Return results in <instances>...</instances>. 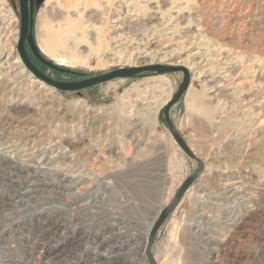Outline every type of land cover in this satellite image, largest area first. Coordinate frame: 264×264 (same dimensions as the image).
<instances>
[{
	"label": "rangeland",
	"instance_id": "1",
	"mask_svg": "<svg viewBox=\"0 0 264 264\" xmlns=\"http://www.w3.org/2000/svg\"><path fill=\"white\" fill-rule=\"evenodd\" d=\"M27 1L33 44L51 65L27 41L26 53L56 81L128 67L138 54L146 63L178 62L189 71V87L172 107L171 118L204 168L158 228L155 260L264 264V0H127L123 10L114 0L119 20L78 39L81 57L72 64L41 49L39 11H47L57 24L56 7L48 0ZM154 6L156 15L148 10ZM20 21V0H0V44L7 51L0 64L7 57L9 65L24 68L25 80L3 85L0 68L5 105L0 116L22 126L27 116L18 119L8 111V99H20L15 100L19 108L29 106L33 136L53 158L42 168L34 162L38 153L23 161L20 141L14 154L0 151V174L11 161L17 169L0 180V264H150L145 253L150 227L196 168L174 141L163 113L183 74L144 72L73 92L45 84L23 90L36 76L18 56ZM116 25L123 30L112 31ZM150 39H158V47ZM134 85L139 91L131 94L135 99L125 98ZM154 107L155 119L145 115ZM202 108L208 115L214 109L213 117ZM129 121H138L133 135ZM30 124L18 131H27ZM21 166H34L36 180L12 190L9 179L21 174ZM73 170L87 175L80 189L57 182L63 176L71 179ZM45 180L53 183L45 185Z\"/></svg>",
	"mask_w": 264,
	"mask_h": 264
},
{
	"label": "bare ground",
	"instance_id": "2",
	"mask_svg": "<svg viewBox=\"0 0 264 264\" xmlns=\"http://www.w3.org/2000/svg\"><path fill=\"white\" fill-rule=\"evenodd\" d=\"M49 1H51L52 4L54 5V7H56L55 9L57 12H56L55 17H53V21L56 20L57 24H52V20L50 18H47L48 12L45 11L44 9H40V11H39L40 14H38L37 22H38L39 30H42V32H40V34L42 35L41 43H40L41 49L44 51V53L46 52L47 54H50L53 56L57 55L56 57H58V58H63V59H66L67 61L69 60V62H71V64L78 62L80 57H81L80 54L78 53L79 50H77L79 45H80L78 39L80 41L84 40L86 38V36L90 33H96V34L101 33V30H104V27H106L105 25L108 22L110 24V22L113 19L117 21V20H119V16H120L119 14H116L114 12L115 10L114 11L112 10V7L114 6L113 5L114 0H48L47 2L46 1L45 2L48 3ZM126 4H127V0H117V7L119 9L123 10L124 7L126 6ZM49 5H50V3H49ZM155 7L156 6L149 7L148 10L152 11V13H154L156 15L159 12L158 11L159 8L158 7L155 8ZM6 11H8V10H6ZM143 12H144V10H143ZM151 19H152V16H149L146 21L150 22ZM113 30L116 33L117 31H122L123 28H122V26L116 25L114 27L112 26V31ZM126 32H127V30H126ZM116 36H117V34H116ZM67 41L69 42V44H65V42H67ZM147 42H149L150 45H154L155 47H158V45H159L158 39H154V40L150 39ZM0 46H1L0 47V57H5L6 56L5 54H7V51L3 50V45L0 44ZM133 53L134 52H132L131 55ZM18 56H19V54H18ZM140 57H142V56H140L138 54V55L134 56L132 59H131V57L129 59H131L130 61L133 65L138 63V62L139 63H145V64L153 63V62L146 63L145 59L144 58L139 59ZM16 59H18V58L16 57ZM16 59L14 61V65L17 63ZM19 59L21 60L20 56H19ZM109 59H111V58H109ZM109 59H107V61ZM21 62H23V61L21 60ZM177 63L178 62H174V64H177ZM9 64H8L7 57L0 64L2 66V67H0L2 70L1 76L3 75L6 77L5 78L6 81H5V83L3 82L4 83L3 85L15 84L16 81L18 83L20 80H21L20 82H24L25 81L23 79L24 78V76H23L24 75L23 74L24 68L19 69L17 64L15 66H11ZM177 65H179V64H177ZM23 66H25L24 63H23ZM1 70H0V72H1ZM10 72H12V77L10 76L11 78L8 75ZM38 84H41V86H43L44 84L48 85L42 79H40L38 76H36L34 78V81L30 79V80H28L27 83H25L23 90H25L26 87L33 88L35 85H38ZM10 87H11L10 90H12V86H10ZM138 92H139L138 88L134 85L129 89V92L125 95L126 96L125 98L135 99V98L131 97V94H133V93L137 94ZM213 92H214L213 97L217 98L216 96L219 94L218 88L215 87L213 89ZM238 92H242V89H239ZM16 98H17V96H16ZM29 99H47V97L46 98L32 97ZM29 99H24V100L28 101ZM15 100L19 101L20 99H8V101H10V102H8V104H10V103L11 104L9 105V107H7V109H8V111H11L13 113V115H16V117L18 116V119L27 116L26 118L22 119V121H23L22 126L26 127L28 124H30V122L32 123V119H30L31 111L30 110L28 111V109H27L29 106L24 105V108H21V107L19 108V105L16 103ZM241 100H243V99H241ZM39 102L42 103L43 100H39ZM259 103H261V102H259ZM259 103H257L258 109H260V107L262 105ZM41 105L43 107V110H45L47 112V109L44 108V105L43 104H41ZM74 105L76 107L78 106L77 104H74ZM2 106H5V105L3 103V100L0 99V109L2 108ZM201 106H202V104H199V111L200 112H201V110H200ZM78 107L82 108L80 105ZM214 108H215V106H214ZM202 109L208 117L212 116V112L214 109L211 110L209 115L206 112L207 108H202ZM32 110H34V109H32ZM157 111H158L157 107H154L153 112L151 111V109H145V115L155 119V117H156L155 114H157ZM217 116H219V115H217ZM93 117H95V115H91V118H93ZM108 117H110V114ZM12 120L13 119H10L7 121V119H4V118H2V116H0V151H4L6 153L11 151V154H14L13 147L17 144L18 141H20L24 146V148L22 150L23 151L22 155H26L24 157L22 156V158H24L23 161H26L27 159L29 160V158H31L34 155V153L35 154L38 153L35 157L34 162L37 165L36 167L42 168V166H44L45 164L48 163L47 159H50L53 157L48 158L47 153H46V147L43 146V143L41 142L40 139L37 140L33 136L35 127L30 124L32 127H29L27 131L20 133L18 131V129L21 130L22 126L18 127V124L13 123L15 120L14 121H12ZM129 124L132 127L130 135H133L137 131L136 128L138 127V121L137 122L136 121H129ZM26 146H28V147H26ZM53 151L54 150H51L50 153H52ZM2 159H4V158H2ZM5 160L6 161H4V162L7 163L8 159L5 158ZM1 163H2V160H0V164ZM21 163H24V162H21ZM11 164L12 165H10L9 167H5V166L1 167L2 173L0 174V180H5L7 172H9V174H10L12 169H14L15 171L17 170L16 166L14 165V163L12 161H11ZM26 165H28V164H26ZM65 165H67V164H65ZM33 168H35V167L34 166H21L19 168V171H21V174L19 176H17L16 179H13V180L9 179V183L11 184L12 190L17 189V187L21 186L22 184H30L36 180V177H34V176L36 175V172L38 170L36 171ZM65 168H67V166L63 167V168L62 167L57 168V170L63 171V169H65ZM32 171H33V173H32ZM55 172L57 173V171H55ZM46 174L48 175V173H46ZM69 175L71 176V179H67L65 176H63V178H61V180L57 181V182L67 181L63 185H67L68 187H72L73 185H80V187L78 188V189H80L82 187V184L84 183V181L87 180V177H86L87 175L85 176V174H82L79 170H77V171L73 170V173L69 174ZM39 182L40 181H36V184ZM42 183L46 185V184H52L53 182L45 180V182H42ZM90 183H91V181L89 180V184ZM25 191H27V190H25ZM12 194H11V196H12ZM76 196L77 195L75 193H73L71 197L75 198Z\"/></svg>",
	"mask_w": 264,
	"mask_h": 264
},
{
	"label": "water",
	"instance_id": "3",
	"mask_svg": "<svg viewBox=\"0 0 264 264\" xmlns=\"http://www.w3.org/2000/svg\"><path fill=\"white\" fill-rule=\"evenodd\" d=\"M20 35L19 40L17 42V51L21 60L25 64V66L36 76L42 79L49 86L63 91H78L81 89H85L91 87L93 85L113 80L116 78H128L134 77L136 75L144 72H155L158 74L161 73H170V72H181L183 74V79L179 84V88L171 96L164 105V120L167 124V128L169 129L170 134L174 138V141L178 144V146L187 154L190 158H192L196 163L195 170L182 182L179 189L177 190L175 196L171 200V203L161 207L156 219L154 220L149 233L147 234V240L145 244V253L150 264H158L155 260V257L152 254V246L155 239L156 232L166 217L172 212L174 207L180 202L183 197V193L186 192L191 183L197 178L200 172L204 168L203 161L201 158L193 151V149L189 146V144L185 141L183 136L177 130L175 124L171 118V109L175 105V103L179 100V98L184 94V92L188 89L190 83V74L186 67L177 64H160V63H136L130 64L128 67L120 66L113 70H109L107 72L100 73L99 75H94L91 77H86L76 81L62 82L56 81L48 76H45L43 72H41L37 67H35L34 63L29 58L28 54L25 50V42L27 41L33 53L40 59L41 56L38 54L37 49L35 48L32 40V36L29 33L30 19H29V10H28V1L20 0ZM43 60V59H42ZM45 63L51 65L47 61L43 60ZM59 69V68H57ZM63 70V69H60Z\"/></svg>",
	"mask_w": 264,
	"mask_h": 264
}]
</instances>
